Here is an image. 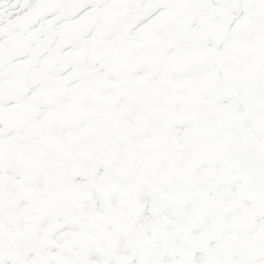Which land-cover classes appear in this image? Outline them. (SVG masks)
<instances>
[{"label":"snow or ice","instance_id":"obj_1","mask_svg":"<svg viewBox=\"0 0 264 264\" xmlns=\"http://www.w3.org/2000/svg\"><path fill=\"white\" fill-rule=\"evenodd\" d=\"M0 264H264V0H0Z\"/></svg>","mask_w":264,"mask_h":264}]
</instances>
